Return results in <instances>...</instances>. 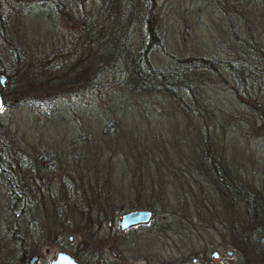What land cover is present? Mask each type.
<instances>
[{
    "label": "trees",
    "instance_id": "trees-1",
    "mask_svg": "<svg viewBox=\"0 0 264 264\" xmlns=\"http://www.w3.org/2000/svg\"><path fill=\"white\" fill-rule=\"evenodd\" d=\"M154 1L30 0L25 17L41 11L49 26L59 30L52 48L36 53H21L20 43L4 32L11 63L0 66L6 76L3 96L11 95L14 107L25 102L49 108L69 104L62 124L69 128V143L77 139L80 146H70V152H52L14 135L0 121V186L5 196L0 227L6 230L4 235L0 230V264H26L27 256L38 253L39 246L48 242L62 245L67 233L86 239V243L74 242L83 244L81 247L68 248L80 262L92 258L99 264H126L107 259L91 242L101 232L118 240L124 231L117 232L110 220L123 209L138 205L152 213L160 206L169 213V220L158 222L156 231L173 230L183 238H197L202 228L192 219L199 211L198 201L205 197L200 195L197 201L194 194L199 188L206 191L208 185L225 207L222 229L217 230L221 239L225 237L221 243L236 250L238 264H264L260 240L264 238V196L251 183L239 181L230 167L215 157L207 124L216 107L204 92L207 78L221 68L235 99L250 108L264 135V39L258 40L252 32L248 37L233 32V41L224 43L232 51L230 55L169 53L171 65H156L151 51H164V44ZM103 94L110 102L105 106L99 101ZM83 95L94 104V110L86 111L73 99ZM5 97L3 103L7 104ZM147 101L159 103V116L170 110L165 106L172 108L171 113L194 115L201 131L194 153L197 169L167 168L158 160L149 166L152 156L159 154L154 151L156 141L139 149L131 143L113 144L108 138L119 121L111 114L113 107L120 109L123 117L129 111L133 117L137 111L145 118V114H155ZM90 141L95 144L93 149ZM73 157L78 158L76 170ZM167 174L173 177L172 182ZM237 201L243 208L242 217L236 215ZM139 225L144 224L124 230ZM141 238L154 241L150 234ZM34 239L37 244L32 245ZM154 255L159 264L184 261L172 254Z\"/></svg>",
    "mask_w": 264,
    "mask_h": 264
},
{
    "label": "rangeland",
    "instance_id": "rangeland-1",
    "mask_svg": "<svg viewBox=\"0 0 264 264\" xmlns=\"http://www.w3.org/2000/svg\"><path fill=\"white\" fill-rule=\"evenodd\" d=\"M28 1L30 0H1L0 66L11 63L8 44L4 41V32L15 37L20 43L23 50L21 53L50 50L53 40L59 35L57 25L56 30H53L48 20L43 18L41 11L25 17L24 12L27 11ZM154 3L155 16L161 23L164 44V51H151V59L156 65L163 67L171 65L172 60L169 53L216 52L222 56L230 55L232 51L224 43L230 44L233 41L231 39L233 32H237L242 37H248L252 32L258 40L264 39V0H155ZM2 28H5V31ZM207 79H209V84L206 85L204 92L216 107L215 116L208 120L207 124L211 138L210 148L215 157L221 158L220 160L230 167L233 174L239 177V181L251 183L257 192L264 196V135L257 128L258 121L254 119L249 107L237 102L231 92L228 77L221 68L210 74ZM0 91L2 95L0 121L6 123L14 135L23 137L30 144L40 148H49L52 152L61 150L70 152V146H76V144L80 146V142H76L77 139L69 143L71 139L68 135L69 128L62 124L61 118L66 116L69 104L54 105L49 108L25 102L14 107L12 106L14 98L7 94L3 96L1 89ZM5 95L8 99L7 104L3 103ZM100 98L99 101L104 106L110 103L105 94ZM73 99L79 102L81 108L84 107L86 111L95 108L86 95ZM147 105L155 114H145V118L139 117L137 111L133 117L130 111L126 112V116L123 117L121 110L113 107L111 114L119 121L114 127L112 126L108 138L113 140V144L131 143L139 149L150 146V140L156 141L154 151L156 150L159 154L152 156L153 158L148 161L149 166L153 161L158 160L167 168L180 169L182 166H187L197 169V157L194 153L201 142V131L194 115H187L181 111L171 113L172 108L165 106L164 109L170 110H165L166 113L159 116L158 112L161 107L158 102L147 101ZM80 116L85 118L84 113ZM87 123L89 125L91 122L87 119ZM95 135L92 136L94 140L98 136ZM89 146L93 149L95 144L90 141ZM69 157L72 158V156ZM76 159L78 158L73 157L72 166L75 170L79 166ZM68 163L71 164V162ZM167 175L168 180L172 182L173 177ZM1 187L0 217L2 218L4 213H2L1 204L5 201V196ZM200 195L205 199L200 200ZM194 198L197 201L200 200L198 201L199 206L196 203L199 211L193 214L192 219L199 228H202V233L200 232L202 235L197 238V235H193V238L186 235L187 238H183L173 230L156 231L155 226L158 222L170 218L169 213L157 206L152 214L151 222L148 221L144 225L129 228L126 231L122 230L124 234L119 238L121 243L117 244L119 239L106 235V232L99 233L100 235L98 234L91 243L94 247L100 248L107 259L114 258L118 262L125 261L126 264H159L160 259L154 255L156 253L163 257L172 254L184 260L178 264H185V261L189 264H238L240 260L236 250L222 244L221 241L224 242L225 237L221 239L218 235L217 230L222 229L220 219L225 210L222 200L211 185L206 186V191L203 188L196 190ZM235 206L236 215L242 217L244 213L241 202L237 201ZM119 213L110 220L117 230ZM102 222L105 225L104 221ZM1 224L2 221H0ZM1 229L3 228L0 227ZM204 230L214 235L211 237ZM5 232L6 230L3 229L2 234L4 235ZM31 233L35 236L34 230ZM149 234L154 237L152 243L141 238ZM69 235L70 238H68ZM85 235L87 237V234ZM260 238L264 243V238ZM79 241L86 243L84 237L81 240L80 235L67 233L66 238L61 242L62 245L53 242L41 245L38 253L32 252L37 254V259L33 264H48L57 249L63 248L69 251L76 246L81 247L83 244L75 245L74 243ZM2 242L0 231V243ZM35 244L37 240L34 239L32 245ZM212 250H216V256L210 254ZM92 260V258L82 260V263L99 264ZM26 264L29 263L26 262Z\"/></svg>",
    "mask_w": 264,
    "mask_h": 264
},
{
    "label": "water",
    "instance_id": "water-1",
    "mask_svg": "<svg viewBox=\"0 0 264 264\" xmlns=\"http://www.w3.org/2000/svg\"><path fill=\"white\" fill-rule=\"evenodd\" d=\"M6 76L0 71V89L4 85ZM2 105V95L0 91V107ZM152 210L148 207H132L121 211L118 215L117 226L119 230H124L130 226L137 224L147 223L152 217ZM70 238V235L68 236ZM262 240V238H260ZM212 256H216V250L210 252ZM37 259V254L32 253L27 258L29 264H33ZM195 260V258H192ZM48 264H83L80 262L72 253L69 251L60 248L57 249L54 253V256L51 257L48 261Z\"/></svg>",
    "mask_w": 264,
    "mask_h": 264
}]
</instances>
